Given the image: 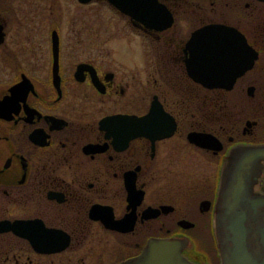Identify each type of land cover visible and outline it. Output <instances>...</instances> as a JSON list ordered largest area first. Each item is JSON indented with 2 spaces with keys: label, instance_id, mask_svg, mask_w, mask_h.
<instances>
[{
  "label": "flooded vegetation",
  "instance_id": "1",
  "mask_svg": "<svg viewBox=\"0 0 264 264\" xmlns=\"http://www.w3.org/2000/svg\"><path fill=\"white\" fill-rule=\"evenodd\" d=\"M58 1L0 0V264H120L164 238L223 264L224 166L264 145V0H153L155 18L71 0L95 18L77 28L84 41L71 32L79 42L66 41ZM110 10L137 43L101 41Z\"/></svg>",
  "mask_w": 264,
  "mask_h": 264
},
{
  "label": "water",
  "instance_id": "2",
  "mask_svg": "<svg viewBox=\"0 0 264 264\" xmlns=\"http://www.w3.org/2000/svg\"><path fill=\"white\" fill-rule=\"evenodd\" d=\"M110 2L131 16L154 17L153 0ZM226 27L209 24L205 26V31L222 34L228 31ZM200 31L197 30L194 35ZM261 158H264V145L244 146L232 152L224 166L220 183V209L215 220L223 264H264V255L258 261L251 253L255 241L248 237L252 229L250 218L260 219L261 227L253 230V234H260V241L264 245V196L258 198L251 190V181ZM182 245L183 241L178 239L149 240L140 254L120 264H204L186 258L181 252Z\"/></svg>",
  "mask_w": 264,
  "mask_h": 264
},
{
  "label": "rangeland",
  "instance_id": "3",
  "mask_svg": "<svg viewBox=\"0 0 264 264\" xmlns=\"http://www.w3.org/2000/svg\"><path fill=\"white\" fill-rule=\"evenodd\" d=\"M72 3L73 2L71 0H59L57 3L59 6H62V8L60 9L61 11L59 13L58 20L62 28L61 31L66 35V41H70L72 39L73 41L79 42V35L83 36V39H81V41H84V33H79L77 28L83 26L85 21H88L89 23H94L95 18L92 16H88V14L84 16L88 17L84 18L82 15L78 14L79 9L76 7V13H73ZM51 8L53 7H49L48 9ZM102 13L106 16L102 24L105 27V31H103L104 37L101 40L103 43L107 44L108 46L117 48V45L121 46L122 44L123 46L124 44L125 46V44L131 45L138 42V36L134 33L131 26L127 23V21L122 17L121 14L119 17L115 12L111 10L108 12L104 11ZM73 31H76L77 34H79L76 39L71 38L72 35L74 36V34L71 33ZM120 57L129 61L132 58V54L129 52H121Z\"/></svg>",
  "mask_w": 264,
  "mask_h": 264
}]
</instances>
